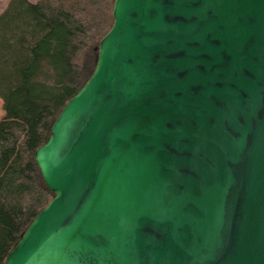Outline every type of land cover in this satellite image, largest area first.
Masks as SVG:
<instances>
[{
    "label": "water",
    "instance_id": "1",
    "mask_svg": "<svg viewBox=\"0 0 264 264\" xmlns=\"http://www.w3.org/2000/svg\"><path fill=\"white\" fill-rule=\"evenodd\" d=\"M34 161L53 193L4 264H264V0H114Z\"/></svg>",
    "mask_w": 264,
    "mask_h": 264
},
{
    "label": "trees",
    "instance_id": "2",
    "mask_svg": "<svg viewBox=\"0 0 264 264\" xmlns=\"http://www.w3.org/2000/svg\"><path fill=\"white\" fill-rule=\"evenodd\" d=\"M114 0H9L0 13V264L53 197L34 161L95 66Z\"/></svg>",
    "mask_w": 264,
    "mask_h": 264
},
{
    "label": "rangeland",
    "instance_id": "3",
    "mask_svg": "<svg viewBox=\"0 0 264 264\" xmlns=\"http://www.w3.org/2000/svg\"><path fill=\"white\" fill-rule=\"evenodd\" d=\"M9 0H0V13L2 12V10L6 7L7 3ZM31 2H35L37 0H29ZM3 117V110H2V106H1V99H0V120Z\"/></svg>",
    "mask_w": 264,
    "mask_h": 264
}]
</instances>
